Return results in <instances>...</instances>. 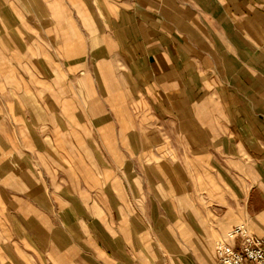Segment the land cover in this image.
I'll return each mask as SVG.
<instances>
[{
	"label": "crops",
	"instance_id": "obj_1",
	"mask_svg": "<svg viewBox=\"0 0 264 264\" xmlns=\"http://www.w3.org/2000/svg\"><path fill=\"white\" fill-rule=\"evenodd\" d=\"M264 237V0H0V264H217Z\"/></svg>",
	"mask_w": 264,
	"mask_h": 264
},
{
	"label": "built area",
	"instance_id": "obj_2",
	"mask_svg": "<svg viewBox=\"0 0 264 264\" xmlns=\"http://www.w3.org/2000/svg\"><path fill=\"white\" fill-rule=\"evenodd\" d=\"M214 251L217 264H264V237L236 226L216 241Z\"/></svg>",
	"mask_w": 264,
	"mask_h": 264
}]
</instances>
